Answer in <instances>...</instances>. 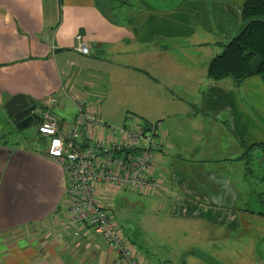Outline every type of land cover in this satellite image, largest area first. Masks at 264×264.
<instances>
[{
  "label": "crops",
  "instance_id": "obj_1",
  "mask_svg": "<svg viewBox=\"0 0 264 264\" xmlns=\"http://www.w3.org/2000/svg\"><path fill=\"white\" fill-rule=\"evenodd\" d=\"M104 1L0 0V108L28 95L67 132L82 100L107 125L154 126L160 146L148 174L157 185L129 191L169 201V219L202 221L211 237L232 241L205 264H264V211L244 198L263 185L253 194L264 206L263 176L244 183L255 150L264 174L263 78L208 77L243 27L244 1ZM77 34L89 54L76 50ZM88 133L112 138L104 126ZM19 136L27 143L0 141V264H123L89 226L62 230L64 168L46 155V137ZM134 251L141 264H166Z\"/></svg>",
  "mask_w": 264,
  "mask_h": 264
},
{
  "label": "built area",
  "instance_id": "obj_2",
  "mask_svg": "<svg viewBox=\"0 0 264 264\" xmlns=\"http://www.w3.org/2000/svg\"><path fill=\"white\" fill-rule=\"evenodd\" d=\"M81 34L76 35V50L89 54ZM50 97L46 103H53ZM77 102V112L70 130L63 132L57 118L48 110L38 112L37 132L48 139L46 155L64 168L66 202L62 230L77 235L79 227L87 225L100 235L123 264H141L127 239L120 233L108 213L107 205L98 194L106 186L134 191L153 190L157 182L150 178L149 166L159 149L154 126L144 124L115 127L107 125L97 113ZM92 125L107 127L112 138H93ZM89 245V242H87Z\"/></svg>",
  "mask_w": 264,
  "mask_h": 264
},
{
  "label": "rangeland",
  "instance_id": "obj_3",
  "mask_svg": "<svg viewBox=\"0 0 264 264\" xmlns=\"http://www.w3.org/2000/svg\"><path fill=\"white\" fill-rule=\"evenodd\" d=\"M104 2L110 3V0ZM104 8L110 15H113L114 18L116 17L115 19L121 20L119 17L123 13H119L120 15L118 14V16L113 14L109 7ZM256 76L263 78L264 82V74ZM10 122L8 111L0 108V141H6L17 146L18 144L27 143L19 136L21 133L24 136L36 134L35 125L20 130L19 134ZM125 125L134 127L132 123H126ZM121 126L124 125L117 127ZM261 155V151L255 150L253 152V159L249 164L254 172L247 175L250 181L244 180L246 186L251 182H254L253 185L258 186L257 177L263 175V173L258 171L260 167L258 159ZM262 187L263 185L258 186V189H244L246 190L245 201L247 199L250 202L245 207H250L251 210L255 211L260 209L264 211V206L258 202L259 198L256 194H253V191L258 192ZM105 190V194H98V196L103 201L110 200L108 202L110 206L106 207L108 213L113 223L119 226L120 233L127 239L129 245L133 249L135 245L148 248L150 251L149 256L157 257L161 262H166V264H184V262L186 264H205L207 257L211 256L208 251H216L215 249L217 248L223 249L224 244L230 245L232 243L231 240L223 241L220 236L211 237L208 234L207 225L202 221H176L169 219L168 209L170 206L167 203L169 201L157 202L154 196H141L131 193L130 189L116 186H106ZM213 232L217 235V229H214ZM235 243L237 244V240H235ZM189 248H192L193 252H189Z\"/></svg>",
  "mask_w": 264,
  "mask_h": 264
},
{
  "label": "trees",
  "instance_id": "obj_4",
  "mask_svg": "<svg viewBox=\"0 0 264 264\" xmlns=\"http://www.w3.org/2000/svg\"><path fill=\"white\" fill-rule=\"evenodd\" d=\"M243 27L208 64V77L241 82L264 74V0H243ZM263 147V144L257 146ZM264 179V174L262 175Z\"/></svg>",
  "mask_w": 264,
  "mask_h": 264
},
{
  "label": "water",
  "instance_id": "obj_5",
  "mask_svg": "<svg viewBox=\"0 0 264 264\" xmlns=\"http://www.w3.org/2000/svg\"><path fill=\"white\" fill-rule=\"evenodd\" d=\"M12 124L18 129L23 130L38 121V109L33 98L28 95L16 94L9 98L5 104Z\"/></svg>",
  "mask_w": 264,
  "mask_h": 264
}]
</instances>
